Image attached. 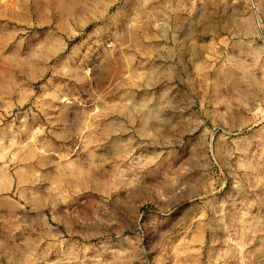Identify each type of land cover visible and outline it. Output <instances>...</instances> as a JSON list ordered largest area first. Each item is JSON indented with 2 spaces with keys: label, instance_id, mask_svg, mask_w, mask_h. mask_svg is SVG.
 <instances>
[{
  "label": "rangeland",
  "instance_id": "obj_1",
  "mask_svg": "<svg viewBox=\"0 0 264 264\" xmlns=\"http://www.w3.org/2000/svg\"><path fill=\"white\" fill-rule=\"evenodd\" d=\"M0 264H264V0H0Z\"/></svg>",
  "mask_w": 264,
  "mask_h": 264
}]
</instances>
